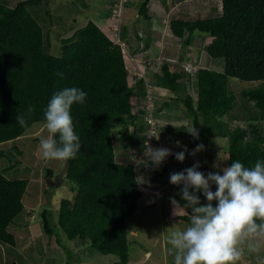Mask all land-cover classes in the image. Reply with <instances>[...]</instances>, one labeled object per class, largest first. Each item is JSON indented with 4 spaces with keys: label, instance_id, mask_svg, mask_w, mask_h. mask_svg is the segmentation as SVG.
Masks as SVG:
<instances>
[{
    "label": "trees",
    "instance_id": "16d2710c",
    "mask_svg": "<svg viewBox=\"0 0 264 264\" xmlns=\"http://www.w3.org/2000/svg\"><path fill=\"white\" fill-rule=\"evenodd\" d=\"M6 1L0 0V144L25 137L33 126L41 130L44 110L54 93L68 87L87 93L86 102L71 109L81 148L74 159L63 161L65 180L75 185V192L71 200L60 201L58 227L68 240L92 249L91 255H113L117 261L112 264L130 262L126 220L134 215L143 196L135 183L136 169L148 162L139 139L151 136L156 143L177 141L179 151H191L199 139L218 138L224 143L227 167L234 160L248 168L257 159L264 160V0H218L216 16L205 19L190 17L187 10L169 15V31L184 48L200 33L205 36L198 35L201 49L211 59L222 61L221 72L200 67L193 77L178 51L172 58L148 54V44L140 45L136 30L130 35L119 25L110 36L96 22L97 16L81 25L73 16L70 27L57 33L61 26L55 15L56 0H23L13 7ZM117 1L91 0L97 14L108 6L111 10ZM150 1L141 2L133 26L139 18L151 19ZM201 2L204 4V0L197 4ZM207 4L197 8L209 10L211 4ZM81 5L88 8L85 1ZM111 12L106 13L107 18ZM126 58L133 59L134 66ZM229 78L260 85L242 89L238 102ZM156 89L167 91L170 97L160 99ZM30 106L33 111L29 114ZM162 111L170 114L159 124ZM181 114L188 119L186 125L176 120ZM17 115L25 116L26 126L16 122ZM192 123L199 130L198 139L185 132ZM151 130L166 137L156 139L149 134ZM4 153L0 150V158ZM141 156L145 162L135 165ZM46 176L52 177L53 171L46 169ZM27 187L25 179L0 174V246L15 248L16 236L9 228L25 211L22 199ZM181 187L171 184L168 189L170 197L183 205ZM197 195L202 197V193ZM185 212L171 204L168 217L172 222H186L189 216ZM41 218L45 234L52 237L46 210Z\"/></svg>",
    "mask_w": 264,
    "mask_h": 264
},
{
    "label": "rangeland",
    "instance_id": "374dc122",
    "mask_svg": "<svg viewBox=\"0 0 264 264\" xmlns=\"http://www.w3.org/2000/svg\"><path fill=\"white\" fill-rule=\"evenodd\" d=\"M20 1L23 0H7L6 4L9 5L8 7H13L14 4ZM56 1L59 5L57 4L56 13H54L58 16L57 21L60 22L61 26V29L57 33L64 31L63 28L65 27H70V21L73 16H77V24L80 25L84 22L86 23L88 20L95 21L97 16L98 20L96 22H98V25L110 36L115 33V30L119 29V25L124 26L128 32H131L130 35L134 34L135 30L138 33L142 28L148 31L153 27L154 23L151 22L162 17L166 11L170 12L169 15H177L183 10H187L189 11L188 14L190 17L199 15L200 18L205 19L208 16L215 17L218 9V0H204V4L202 2L197 4L201 0H190L193 4V9L191 3H184L178 0H151L148 5L151 10V19L145 22L139 18L136 25L133 26L134 16H136L140 4L144 0H125L127 2L124 3V6H121L124 0H118L116 5L110 8L113 12H111L109 18H107L108 16H106V13L111 11L109 10L110 6L107 7L108 9L105 8L102 13L97 14V11H95L96 7H94L96 5L94 2H91V0ZM82 1H85L88 8H83L81 5ZM175 2L177 4L183 3L180 5V9L177 8L178 6L176 8L173 7ZM208 2L211 4L209 10L206 9L201 11L198 9L200 7L199 5H204L206 7ZM194 4H197V6H194ZM72 10L74 14H72ZM56 16L54 17L56 18ZM161 27L162 26L159 25V28ZM168 35L170 36V34ZM198 35L205 37L198 33L194 37V41H199ZM174 40L179 42L177 39ZM121 46L124 52H126V45L121 43ZM166 49L167 47H162L154 51L155 54L161 56L159 58H163ZM169 49L171 50L172 48ZM173 51H177L176 47ZM148 53L151 54V51ZM183 54L184 51L178 53V55L184 57ZM126 62L129 66H134L133 59L126 58ZM192 63L189 61H185L184 63L185 68L190 73V77H193L194 73L200 67H206L217 72L222 71V61L211 59L204 48L201 49L198 54H195V59ZM228 83L236 88V98L238 102L242 101L240 97V91L242 89H252L260 85V82H241L231 78H229ZM190 85L192 86L191 83ZM156 90L160 99L163 100L170 97L167 91L163 89ZM193 96L195 97V95ZM160 114V117H157L158 122H160L159 124H161V121L164 122L167 118L166 116H168L170 112L168 114L162 111ZM176 120H181L182 122H179L184 125L188 122V119L184 118L183 114L179 115V118ZM163 122L162 125L164 124ZM36 128L37 126H33L29 130L30 133L28 132L25 137L17 141H11L0 145V150L5 152L0 158V174L5 175V177L9 179H25L28 181V187L22 199L25 211L16 218L15 223L9 228L16 236L15 248L5 245L0 246V264H2V259L4 264H10V261L17 264H57L58 262H60L58 264H112L116 262L117 258L113 255H101L96 253L91 255L90 252L93 251L92 249L87 248L85 245L82 246L79 241L73 242L68 240L59 229L58 209L60 201L71 200L73 198L75 185L65 180L66 164L63 161H45L41 158L39 140L42 136L47 137L49 133L45 126L38 131ZM35 130L37 131L36 133ZM149 134L157 136V138L158 136L159 138L166 137L161 133L157 135L156 131L153 132L152 130L151 132L149 131ZM139 140L144 143L149 140V138L146 137L144 141L141 139ZM155 143L156 141L153 139L151 147L157 145V148H168L173 154L181 152L178 150L180 144L177 141L175 142L176 145L167 144L168 142ZM199 144L204 145V150L192 155L191 153H193V150L196 149ZM15 147L18 149H14ZM194 149L191 151L182 150L185 153L183 162L177 161L174 155H172L155 170L152 169L151 165H148L149 162L143 165H141L142 163L140 165L138 164L139 161L143 160L142 156L139 160L133 161L135 165H139L136 169V174L144 175L145 178L150 181V186L147 184L139 186L143 196L137 203V209L134 215L126 220L128 236L131 243L129 247V264H173V255L170 251V245L168 244L169 234L175 229L185 228L189 221L176 223L172 222L168 217L171 208L168 189L171 185L169 182L170 174L182 172L192 167L196 162L200 164L198 170L205 175L209 172H220L221 169L227 167L224 143L222 140L215 138L214 140L210 139L208 142H205L203 139H199ZM17 151H19L20 154H18ZM117 151L118 148L116 147L115 152L117 153ZM117 161L123 163L126 160L122 162L119 160ZM10 165H13L12 169H8ZM46 169H51L53 171L52 177L46 176ZM152 177H154V179H152ZM212 190L215 191L214 185L212 186ZM201 196V204L206 203L204 196ZM44 210H46L50 226L54 230L52 237H48L43 230L41 213ZM28 212L31 213L30 217L26 215ZM133 241L136 242L133 243ZM79 253L80 255H78ZM66 254H68V256ZM261 258H264V253H261L260 256L246 254L239 264H259ZM5 259H7V262H5Z\"/></svg>",
    "mask_w": 264,
    "mask_h": 264
},
{
    "label": "clouds",
    "instance_id": "9594fccd",
    "mask_svg": "<svg viewBox=\"0 0 264 264\" xmlns=\"http://www.w3.org/2000/svg\"><path fill=\"white\" fill-rule=\"evenodd\" d=\"M174 4L176 8L182 3ZM168 24L167 21L164 28L172 36ZM57 75L63 77V73ZM86 97L87 93L77 87L64 88L51 96L43 113L49 135L39 140L43 160L68 161L76 157L81 141L74 130L71 109L74 104H84ZM32 111L30 106L27 112L30 114ZM16 122L21 127L26 126L25 116L17 115ZM185 132L194 139L199 138L195 123L188 125ZM144 148V156L153 170L158 169L169 156L174 155L179 162L185 159L184 151L173 154L168 148H153L147 141ZM203 150L204 145L199 144L191 154ZM199 167V162H196L182 172L170 174V184L182 186L180 196L185 202L181 205L170 197V203L173 209H185L189 216L185 228L175 229L169 234L173 264H239L246 254L260 256L264 253V160L257 159L251 168L234 160L220 172L207 175L199 171ZM135 183L150 186L144 175H137ZM213 185L215 191L212 190ZM197 193H202L206 203L201 204ZM259 264H264V258Z\"/></svg>",
    "mask_w": 264,
    "mask_h": 264
},
{
    "label": "crops",
    "instance_id": "0c3cea01",
    "mask_svg": "<svg viewBox=\"0 0 264 264\" xmlns=\"http://www.w3.org/2000/svg\"><path fill=\"white\" fill-rule=\"evenodd\" d=\"M148 9L151 12L149 7ZM169 13H170L169 11L168 12L166 11L162 17H159L155 21L151 22L154 24L150 30L146 31L145 29L142 28V30L137 33V35L140 36L141 38L140 45L147 42L148 52L151 51V54H155L154 50L161 49L162 47H165V48L167 47V49L164 52V55L165 56L169 55V57L171 56L170 58H172V56L175 55V52L173 50H175V47H176V50L178 51V53L179 52L181 53L184 51V57H183L184 61H189L190 63H192L195 59V54L196 53L198 54L199 51L201 50V45L199 41L197 40V41H194L191 46L184 48L181 40H180L181 42H176L174 40V37H172L171 35L169 36L168 29L166 31L164 28L165 25L167 24L166 19L169 17ZM159 25L162 27L159 28ZM169 48H172V49L170 50Z\"/></svg>",
    "mask_w": 264,
    "mask_h": 264
},
{
    "label": "built area",
    "instance_id": "2783aa9c",
    "mask_svg": "<svg viewBox=\"0 0 264 264\" xmlns=\"http://www.w3.org/2000/svg\"><path fill=\"white\" fill-rule=\"evenodd\" d=\"M149 106H150V104L148 105V109H149ZM149 119H150V120H149ZM149 119H148V121H153V120H152V116H151V114H149ZM150 123H152V122H150ZM147 138H149V140H147L148 144L151 145V136H147ZM145 139H146V137H145ZM144 145H145V142H144ZM144 151H145V150H144ZM144 151H143V155H144Z\"/></svg>",
    "mask_w": 264,
    "mask_h": 264
}]
</instances>
